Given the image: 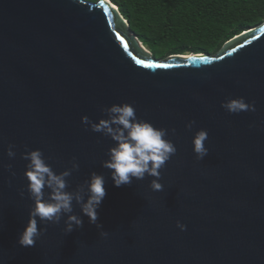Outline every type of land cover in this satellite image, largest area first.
<instances>
[{
	"label": "water",
	"instance_id": "obj_1",
	"mask_svg": "<svg viewBox=\"0 0 264 264\" xmlns=\"http://www.w3.org/2000/svg\"><path fill=\"white\" fill-rule=\"evenodd\" d=\"M241 97L256 111L221 106ZM123 103L169 130L177 152L160 169L163 191L148 176L114 186L102 167L113 141L82 123ZM201 129L209 154L197 160ZM26 149L57 174L75 158L69 191L104 175L102 229L74 202L83 227L38 222L47 231L35 246L18 244L33 206ZM0 264H264V23L214 55L160 60L110 0H0Z\"/></svg>",
	"mask_w": 264,
	"mask_h": 264
},
{
	"label": "clouds",
	"instance_id": "obj_2",
	"mask_svg": "<svg viewBox=\"0 0 264 264\" xmlns=\"http://www.w3.org/2000/svg\"><path fill=\"white\" fill-rule=\"evenodd\" d=\"M221 106L230 114L256 111L255 104L246 103L243 97L228 99ZM102 112L106 118L100 119L98 123L87 116L82 117V123L90 126L91 131L102 133L113 141L114 146L106 153L108 159L102 162V167L110 171L114 186L130 185L134 179L144 180L148 176L154 178L150 183L151 190L163 191V185L159 182L160 169L177 152L175 144L167 139L169 130L156 128L152 123L138 118L136 109L129 103L115 104L103 108ZM194 124L195 121L188 123L187 128L191 130ZM171 131L175 134V129ZM208 138L207 130L201 129L195 133L192 144L197 160H203L209 154L205 146ZM14 148L15 145L8 146L7 156L10 159L16 156ZM22 158L29 161L24 175L28 181L27 192L33 206L28 222L18 239L20 246H35L46 233L47 228H38V222L59 225L67 216L64 221L66 234L83 227L82 216L73 214L74 202L83 216L89 218V223L103 228V225L98 223V209L106 195L104 175L93 172L83 184L69 191L68 178L73 171L79 170L75 158L71 162V168L59 174L46 162L43 152L39 149H26ZM6 167L11 171L10 164ZM20 195L23 197L24 192L21 191ZM177 227L182 231L186 230V225L180 222H177ZM100 234L103 237L108 236L106 231H101Z\"/></svg>",
	"mask_w": 264,
	"mask_h": 264
},
{
	"label": "trees",
	"instance_id": "obj_3",
	"mask_svg": "<svg viewBox=\"0 0 264 264\" xmlns=\"http://www.w3.org/2000/svg\"><path fill=\"white\" fill-rule=\"evenodd\" d=\"M110 1L160 60L173 55H214L234 37L264 23V0Z\"/></svg>",
	"mask_w": 264,
	"mask_h": 264
}]
</instances>
